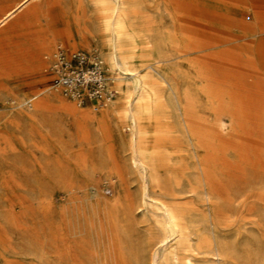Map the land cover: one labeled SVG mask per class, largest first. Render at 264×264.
<instances>
[{"label":"rangeland","instance_id":"374dc122","mask_svg":"<svg viewBox=\"0 0 264 264\" xmlns=\"http://www.w3.org/2000/svg\"><path fill=\"white\" fill-rule=\"evenodd\" d=\"M119 19L132 75L97 0H0V264H264V0ZM58 44L102 57L107 108L56 90Z\"/></svg>","mask_w":264,"mask_h":264},{"label":"built area","instance_id":"2783aa9c","mask_svg":"<svg viewBox=\"0 0 264 264\" xmlns=\"http://www.w3.org/2000/svg\"><path fill=\"white\" fill-rule=\"evenodd\" d=\"M48 58L53 85L69 101L96 112L114 101L113 78L98 53L58 44Z\"/></svg>","mask_w":264,"mask_h":264},{"label":"bare ground","instance_id":"6f19581e","mask_svg":"<svg viewBox=\"0 0 264 264\" xmlns=\"http://www.w3.org/2000/svg\"><path fill=\"white\" fill-rule=\"evenodd\" d=\"M97 1L101 6L102 10L104 11V13L107 16H109V21L107 22L106 29L111 30L113 33L112 41L114 43V46L112 53L110 55V60L113 62V64L117 69L123 71L121 70L120 67V61H122L123 58H126L130 54L128 53L129 49L126 48L128 41L124 37L125 35L122 32L123 30L121 24L122 22L119 19L120 0H97ZM10 15H8L4 20H2L1 23L5 22V20L8 19ZM123 72L126 75H132V72H130L128 69H125ZM127 107H128L127 117L128 120L130 121V125L132 126V128L136 127L137 129L132 132V140L134 144H138L144 138L143 128L140 125L139 119L133 110V102L130 101Z\"/></svg>","mask_w":264,"mask_h":264}]
</instances>
